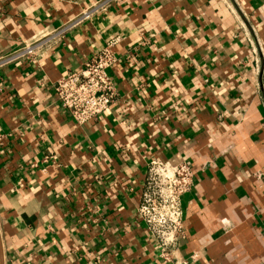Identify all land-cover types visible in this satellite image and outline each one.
Returning a JSON list of instances; mask_svg holds the SVG:
<instances>
[{"label":"crops","instance_id":"1","mask_svg":"<svg viewBox=\"0 0 264 264\" xmlns=\"http://www.w3.org/2000/svg\"><path fill=\"white\" fill-rule=\"evenodd\" d=\"M97 0H0V58ZM117 37L113 103L77 124L53 85ZM152 159L186 162L185 264H264V0H116L0 67L4 264H174L137 217Z\"/></svg>","mask_w":264,"mask_h":264},{"label":"built area","instance_id":"2","mask_svg":"<svg viewBox=\"0 0 264 264\" xmlns=\"http://www.w3.org/2000/svg\"><path fill=\"white\" fill-rule=\"evenodd\" d=\"M115 1H95L62 27L31 43H24L1 57L0 67L19 60L33 59L41 48L59 41L65 32L106 11ZM116 42L117 37L110 39L91 53L80 69L66 72L53 85L59 105L79 125L96 119L114 101L115 88L108 69L117 60L113 50ZM193 176V171L186 162L152 159L147 164L137 217L153 238L163 261L173 259L174 264H185L175 257V252L184 235L182 199L193 187Z\"/></svg>","mask_w":264,"mask_h":264},{"label":"water","instance_id":"3","mask_svg":"<svg viewBox=\"0 0 264 264\" xmlns=\"http://www.w3.org/2000/svg\"><path fill=\"white\" fill-rule=\"evenodd\" d=\"M0 264H4L3 248L0 241Z\"/></svg>","mask_w":264,"mask_h":264}]
</instances>
